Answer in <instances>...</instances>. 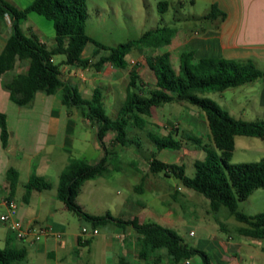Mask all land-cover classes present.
I'll use <instances>...</instances> for the list:
<instances>
[{"label":"trees","instance_id":"16d2710c","mask_svg":"<svg viewBox=\"0 0 264 264\" xmlns=\"http://www.w3.org/2000/svg\"><path fill=\"white\" fill-rule=\"evenodd\" d=\"M158 11L164 12L167 1L157 4ZM42 15L52 22L54 28V45L51 49L41 42L33 33L26 34L21 23L28 13ZM224 16L212 5L204 18L215 14ZM10 22V34L0 51V76L11 70L17 60L28 62L25 73L13 76L5 87L9 97L19 107L29 105L37 92L48 95L62 92V102L68 107L81 111L84 118L96 128V137L104 155L96 162L81 158H70L58 176L57 199L64 207L78 217L87 220L92 228L109 225L125 228L130 226L136 233L141 254L148 251H164L170 264L187 260L198 254L202 264H211L204 250L190 246L178 233L155 222H142L138 218L123 220L110 213L98 216L90 214L77 203L76 197L82 184L89 179L108 175L107 155L110 154L105 143L109 132L114 136L111 143L125 146V143L136 144L137 138H127L128 128L143 130L148 123L153 107L165 103H188L198 108L206 120L208 138L218 149L219 154L207 152L202 159L194 161L193 177L185 174L183 164L166 163L159 160L153 152L148 159V170L152 174L175 177L183 187L202 194L209 202L211 211L217 212L224 206L228 215L233 216L245 226L236 229L244 237L264 240V211L247 215L237 208V203L246 199L254 190L264 189V158L254 162L232 164L229 162L234 149L236 136L258 137L264 141V119L245 121L235 119L205 94L222 92L242 84L250 83L260 75L254 64L248 60H232L222 57L202 58L196 60L191 49L179 53L177 69L172 68L169 53L154 54L146 58L154 83L149 85L142 80L132 67L125 87L124 99L115 118L106 114L102 94L98 89L93 91L90 99L81 96L78 88L66 82L54 63L55 55H64V63L70 66H91L96 70L109 63L117 68H126L129 64L127 55L136 48L149 47L156 49L169 43V32L165 28L145 31L138 39H129L114 47H107L89 36L85 31L87 8L86 0H32L25 8L13 6L6 0H0V28ZM96 47V54L104 53L90 62L81 57L87 44ZM95 54V55H96ZM156 149H180L181 144L173 138L174 131L166 135L147 132ZM6 116L0 111V140L3 147L8 141ZM188 140L201 145V140L185 133ZM205 148V147H203ZM13 186V182L11 183ZM50 183L41 176L32 175L25 184V196L31 190L48 189ZM12 235V234H11ZM13 236V235H12ZM14 238V236H13ZM27 250L7 244L0 248V264H24ZM118 264H129L123 257Z\"/></svg>","mask_w":264,"mask_h":264},{"label":"crops","instance_id":"0c3cea01","mask_svg":"<svg viewBox=\"0 0 264 264\" xmlns=\"http://www.w3.org/2000/svg\"><path fill=\"white\" fill-rule=\"evenodd\" d=\"M88 1L97 8L101 27L105 25L107 21L106 16L109 15V12L115 15L121 8L130 10L131 3H133L139 11H143L147 4L152 6V8L155 7L158 11V2L167 1V9L161 13L158 11L160 17L157 22L161 23V28H165L166 30L169 29V43L156 49L141 47L133 49L131 52H137L144 56L145 62L147 57L164 52L169 53L170 61L173 59L178 60L179 53L184 49L193 50L196 60L222 57L232 60L251 61L260 73L257 79L250 83L228 88L218 93L223 95L226 91L235 92L236 89L242 92L243 97L241 100H236L238 107L236 109L228 107L229 109L227 112L233 118L245 121L264 119V0H190L192 6L200 5L204 8V13L201 16L197 18L189 16L187 18V20H193L194 23L198 22L199 25L188 26L177 18V21L170 27L163 18V14L174 10L176 7H182V0H86V3ZM212 5L222 12L224 16L221 17L220 14L215 12L213 17L204 18ZM86 8L87 19L85 31L89 19L88 5ZM28 17L27 15L26 19L21 23L22 29L25 27L24 23H26ZM26 27L32 30L30 25ZM34 30L37 32L34 33L33 31H29V33L35 34L48 49H51L54 45L53 42L47 44V42L38 35L39 29ZM10 31V26L7 29L5 28L4 32L0 31V51L4 47ZM86 33L96 39L87 31ZM100 43L103 45L105 44L102 39H100ZM103 53V51H100L96 54V47L89 43L83 49L81 57L89 59L90 62H94ZM126 57L130 64V62H132V57L128 58V55ZM64 59V55H55L52 60L59 65V70L64 80L75 85L81 93V96L85 99H90L93 91L98 89L102 94L103 104L108 91L110 93L111 91L114 92V89L119 91L124 85L125 92V87L129 80V70L132 67L136 68L142 80L146 81L149 85L154 83V81H147L141 76L138 71V66L128 65L126 68L122 69L105 63L100 70H96L91 66L83 68L80 66L67 65L64 63ZM177 66H174V69H177ZM27 67L28 62H20L17 60L11 70L5 71L0 76V111L6 116L9 132L6 147L2 146L0 140L2 149L0 152V207L3 208L1 214L6 212L4 200L13 199L18 208L17 218L21 220L24 225L51 224L54 231L62 233L60 239L46 237L39 241H32L29 236L22 240L27 242L30 247L29 250L25 246H22L27 250V256L30 255L31 251L36 259L40 257L44 259V262L52 260L54 264H82L81 259L78 257L79 254L82 253L81 248L86 246V251L90 254L93 252L94 247L99 245L98 240L92 241L95 235H88L90 238L88 236L84 237V235L80 233L81 228L84 226H80L78 231L71 232H68L65 228L64 224L70 225L66 220L69 211L56 197L58 176L70 158H81L90 163H96L104 155V151L100 147L96 136L92 138L91 136H72L71 133L68 134L69 128L71 130L72 127L76 125V120H72V111H68V107L62 102L61 91H57L55 94L50 95L44 92H37L33 101L24 107H19L11 101L5 85L11 81L14 75L25 73ZM123 99L124 97L122 100ZM172 103L183 105L185 109L184 112L186 110H191V114H188L190 116H186L184 120L190 126L198 128L196 125L197 122L202 121L199 120V114L195 109L189 106L190 104L185 102H170L165 104ZM75 113L79 115L85 123L89 124V120L82 116L78 108L75 109ZM28 114L31 115V118H25ZM168 121L171 122V120ZM202 124L204 125L203 122ZM35 125L38 127V133H42V128H44L43 133L46 136L30 135L32 126ZM20 129L21 132L25 133V136H17V134L15 136L16 131L20 132ZM27 129L29 130L27 132L28 136H26ZM176 131H178L177 127L174 128V132L175 135H178ZM151 132L158 135H166L169 131L166 134H160L154 131ZM62 133H64V135L60 136ZM202 133L208 138V128L205 125ZM106 138L107 136L105 137V143L107 144ZM100 148L103 151V155H100ZM89 149H94L98 153L96 156L97 161L92 162L85 158V153ZM161 161L166 162L165 160ZM170 163L179 164L175 161ZM130 164L132 163L130 162ZM50 172L53 173L54 176L50 174ZM32 175L43 177L50 183V187L42 190L33 189L29 196L26 197L25 184ZM51 177L56 178L52 180L50 179ZM94 179H89L85 182L94 181ZM141 181L143 182V180ZM12 182L13 186H11ZM19 184L22 187L20 201L16 198ZM177 190H180L178 186L175 188L176 193H178ZM139 191H143V185ZM171 196L176 197L177 194L172 192ZM81 207L86 211L83 206ZM86 212L97 215L89 211ZM229 216L233 217L231 215ZM138 220L140 223L143 222L141 219ZM232 221V228L230 230L227 226L221 224L217 230L218 232L211 235L209 239H200L197 242L198 248L203 247L207 250V255L211 264H264V240H254L239 235L236 229L245 225L238 222L234 217ZM0 224L5 227L6 234L3 237L4 246L8 241H10L12 246H15L14 240L16 239L11 235L8 225L4 223ZM116 227L117 226H115V228ZM106 228L111 230L113 226L109 225ZM118 228L123 231V229L127 230L131 227ZM96 229L98 230V228ZM130 231V235L132 234L134 238L137 239V233L133 229ZM115 234V239L120 242L119 245H121L120 248L123 254L117 255L116 257L113 255L110 258L107 255V246L111 247L112 244L110 240L107 239L104 249H102L101 246L102 257L100 259V264H118V259L120 257H123L129 264H170L167 261L164 251H148L142 255L137 241L138 239H135V242H131L128 241V238H126L122 232H115ZM126 245L130 246L131 249H125ZM159 253L163 254L160 258ZM182 262H184V264H189V259L181 260L173 264H180Z\"/></svg>","mask_w":264,"mask_h":264},{"label":"rangeland","instance_id":"374dc122","mask_svg":"<svg viewBox=\"0 0 264 264\" xmlns=\"http://www.w3.org/2000/svg\"><path fill=\"white\" fill-rule=\"evenodd\" d=\"M6 1L20 9L27 7L32 2V0ZM182 1V7H176L174 10L163 14V18L167 25L170 27L177 21V18L188 26L199 25L198 22L194 23L193 20H187V18L189 16L196 18L201 16L204 13V8L200 5L192 6L190 0ZM86 4L89 7V19L86 31L90 35H93L99 42L100 39H102L105 43L104 45L107 47H114L129 39H138L143 32L156 29L157 26L161 28V23L157 22L160 13L155 7L152 8V6H149L147 3L143 11L137 10L136 6L131 3L130 10L121 8L115 15L109 12V15L106 16L107 21L102 27L100 26V16L95 5L90 1ZM28 16L26 23H24V32L26 34H30L29 31L36 33L37 31L34 29H39L38 35H40L47 44L51 42L54 43V28L52 22L34 12H30ZM28 25L32 27V30L27 29L26 26ZM9 26V19L6 18V25L1 27L0 31L4 32V29L9 28ZM131 57L132 62H130V65L138 66V71L145 80L154 81L153 74L146 65L144 56L137 52H131L128 54V58ZM177 64L178 60H171L172 68H174V66L176 67ZM124 94V85L119 91L114 89V92H107L104 108L109 117H116ZM204 97L211 98L221 109L228 111V107H233L235 109L238 107L236 102L241 100L243 95L242 92L236 89L235 92L226 91L223 95H220L218 92H211L205 94ZM189 106L195 109L199 114V120L207 127L203 113L198 108L191 105ZM75 109V107L68 108V111L70 110L73 113L72 120H76V125L72 127L71 130L69 128L68 134L71 133L72 136H91L92 138L96 136L95 126H93L91 122H89V124L85 123L79 115H76ZM184 110L183 105L176 103L153 107L151 117L148 118V124H146L143 130L132 127L128 128L127 138H137L138 143L133 144L126 142V147L117 143H111V138H113L114 133L109 132L106 138L108 150L110 152L106 162L109 173L105 177H98L94 179V181L85 182L77 196V202L83 206L86 211L97 215H105V213L108 212L112 216L119 217L123 220L137 217L143 222L158 223L178 233L190 246L197 247V249L204 250L207 253L205 248H198L197 242L200 239H209L211 235L218 232L217 230L221 224L227 226L230 230L232 228L233 217L228 215V211L224 206H221L217 212L211 211L208 200L202 194L183 187L180 181L175 177L152 174L148 170V159L154 152L159 160H165L168 163L175 161L179 164H183L185 174L188 177H193L195 172L193 163L195 159H202L207 152L219 154L218 149L214 146L212 141L209 140L207 136L203 135L204 125L202 122H197L196 125L198 128L190 126L186 123L184 118L190 116L188 114H191V110H186L185 112ZM30 116L31 115L28 114L25 118H31ZM168 120H171V122ZM175 127L178 129V131H176L178 135H174L173 138L180 142L181 147L179 150H158L149 136H147V132L150 130L160 134H166L170 130L174 131ZM37 128V125L32 126L30 135L46 136L43 133L44 128H42V133H38ZM28 131L27 129L26 136H28ZM185 133L196 137L198 136L201 140V145L205 148L188 140ZM16 134L17 136H25V133L21 132V129L20 132L16 131L15 136ZM63 135L64 133L60 136ZM1 150L0 146V152ZM97 154L98 153L94 149H89L85 153V158L95 162L97 161ZM100 155H103L101 148ZM262 158H264V141L262 139L250 136H236L234 149L229 160L230 163L254 162ZM130 162L132 164H130ZM50 174L54 176L53 173L50 172ZM55 178L51 177L50 179L54 180ZM141 180H143V182ZM142 185L143 191L140 192L139 189ZM177 186L180 189L179 191L177 190L178 193L175 192ZM18 188L16 198L20 201L22 193L20 184ZM172 192L177 194V196H171ZM237 208L247 215L263 212L264 189L254 190L246 199L237 203ZM2 211L3 208L0 207V214ZM67 214L68 217L66 220L70 225L64 224V226L68 232L78 231L80 226H84L88 232L92 229L91 224L87 220L77 217L71 211ZM4 224H7V222ZM131 229L132 228H128L127 230L123 229L122 231V229L113 226V228L109 230L104 226H100L98 228V234L95 235V238L92 240L93 242L94 240H98L99 245L94 247L93 252L90 254L87 253L86 246L81 248L82 253L78 256L79 259H81V263L100 264V259L102 257L101 246L102 249H104L107 239L110 240L112 244L111 247L107 246V255L110 258L113 255H115V257L117 255H122L123 251L120 248V242L115 239V232H122V234L128 238V241L135 242L136 238H134L132 234V236L130 235ZM190 232H192L191 235L189 234ZM5 234V227L0 224V248L4 247L3 237ZM87 236L88 233L84 235V237ZM14 245L17 247L25 246L30 250L27 242L22 240H14ZM125 247V249H131L128 245ZM161 256H163V254L159 253V258ZM24 264H54V261L49 260L44 262V259L40 257L36 259L30 251V255L26 257ZM180 264H184V262ZM189 264H202V259L198 254H194L189 258Z\"/></svg>","mask_w":264,"mask_h":264},{"label":"built area","instance_id":"2783aa9c","mask_svg":"<svg viewBox=\"0 0 264 264\" xmlns=\"http://www.w3.org/2000/svg\"><path fill=\"white\" fill-rule=\"evenodd\" d=\"M4 204L6 207V212L0 215V222L5 223L9 227V231L17 240H24L31 237L32 241H38L42 238L53 237L56 239H60L62 236L61 232H56L53 230L51 224H33L26 226L23 224L21 220L17 218V204L13 199H5ZM82 235H96L98 230L96 228H92L89 232L83 227L80 230ZM190 235L192 232L189 233Z\"/></svg>","mask_w":264,"mask_h":264}]
</instances>
